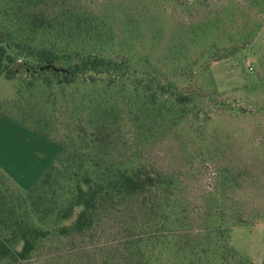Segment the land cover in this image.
<instances>
[{"label": "rangeland", "instance_id": "obj_1", "mask_svg": "<svg viewBox=\"0 0 264 264\" xmlns=\"http://www.w3.org/2000/svg\"><path fill=\"white\" fill-rule=\"evenodd\" d=\"M73 3L102 26L104 38L92 46L96 52L124 55L137 69L149 64L162 72L171 92L188 96L184 113L165 101L160 124L146 136L134 140L136 131H125L133 152L140 147L148 165L174 177L172 193L177 203L169 211L155 208V223L142 229L137 228V213H120L86 238L51 236L29 260L13 264H100L115 256L126 239L142 241L144 260L154 264H223L242 259L263 264L264 0L258 5L248 0ZM19 6L16 0H0V29L15 39L35 45L54 39L62 47H84L78 39L28 35L23 27L25 11ZM29 79L23 72L13 80L0 76V115L32 126L27 113L43 104L49 113L46 102L51 98L49 88L43 94L40 83L34 82L35 89L28 90ZM51 90L57 94L56 88ZM23 128L32 132L38 164L48 165L61 147ZM232 171H242L232 198L237 204L234 211L245 218L244 223L222 218L219 209L225 214L230 209L224 205L216 209L211 201L215 193L219 198L229 194L230 186L221 181ZM172 212L184 219L168 228L164 223ZM170 218V222L175 219ZM225 247L232 256L225 254Z\"/></svg>", "mask_w": 264, "mask_h": 264}, {"label": "trees", "instance_id": "obj_2", "mask_svg": "<svg viewBox=\"0 0 264 264\" xmlns=\"http://www.w3.org/2000/svg\"><path fill=\"white\" fill-rule=\"evenodd\" d=\"M16 1L25 11L23 27L28 35L78 39L84 47H62L54 39L35 45L0 29V76L13 80L23 72L30 77L25 84L28 90L35 89L34 82L40 83L42 93L49 88L51 98L46 102L51 106L49 113L44 104L40 110L27 113L32 126L26 120L14 122L61 147L28 189L21 188L0 168V264L29 260L51 236H91L116 214L137 213V228L142 229L155 223V208L169 211L175 207L174 177L148 165L140 147L133 152L125 131L135 130L134 140L144 137L160 124L165 101L173 102L183 113L189 103L186 94L171 92V84L159 69L146 64L148 68L140 66V70L124 55L96 52L92 46L104 38L102 26L83 14L73 0ZM46 65L51 68L34 73ZM52 88H56L59 99ZM240 178L242 171L224 177L221 184L228 183L229 194L219 198L215 193L211 201L216 209L222 205L230 209L228 214L219 209L222 218L244 223L245 218L234 211L237 204L232 198ZM174 213L166 215L164 225L168 228L184 219ZM170 215L175 217L173 222ZM141 242L126 239L111 262L101 260L100 264H154L144 260ZM228 254L232 256L230 251ZM223 264L252 263L242 259Z\"/></svg>", "mask_w": 264, "mask_h": 264}, {"label": "crops", "instance_id": "obj_3", "mask_svg": "<svg viewBox=\"0 0 264 264\" xmlns=\"http://www.w3.org/2000/svg\"><path fill=\"white\" fill-rule=\"evenodd\" d=\"M31 133L0 115V168L23 189H28L53 161L38 164Z\"/></svg>", "mask_w": 264, "mask_h": 264}, {"label": "water", "instance_id": "obj_4", "mask_svg": "<svg viewBox=\"0 0 264 264\" xmlns=\"http://www.w3.org/2000/svg\"><path fill=\"white\" fill-rule=\"evenodd\" d=\"M50 68H51V66H49V65L42 66V67H40V68L34 70V73H35V74H38V73L43 72V71H46V70H48V69H50ZM54 70L57 71V69H54ZM60 71L64 72V70H62V69H61Z\"/></svg>", "mask_w": 264, "mask_h": 264}]
</instances>
